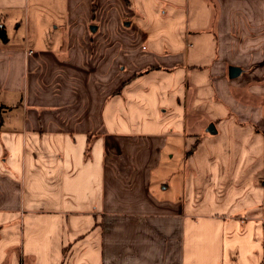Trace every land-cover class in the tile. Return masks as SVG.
I'll use <instances>...</instances> for the list:
<instances>
[{"label":"crops","instance_id":"1","mask_svg":"<svg viewBox=\"0 0 264 264\" xmlns=\"http://www.w3.org/2000/svg\"><path fill=\"white\" fill-rule=\"evenodd\" d=\"M0 25V264H264V0H0Z\"/></svg>","mask_w":264,"mask_h":264},{"label":"water","instance_id":"2","mask_svg":"<svg viewBox=\"0 0 264 264\" xmlns=\"http://www.w3.org/2000/svg\"><path fill=\"white\" fill-rule=\"evenodd\" d=\"M238 71H239V69L237 67H235V66L228 67V77L236 76ZM206 131L209 132V133H214V127H213V125L211 123L207 126Z\"/></svg>","mask_w":264,"mask_h":264},{"label":"trees","instance_id":"3","mask_svg":"<svg viewBox=\"0 0 264 264\" xmlns=\"http://www.w3.org/2000/svg\"><path fill=\"white\" fill-rule=\"evenodd\" d=\"M0 39L3 41L6 40V32H5V29L2 25H0Z\"/></svg>","mask_w":264,"mask_h":264},{"label":"rangeland","instance_id":"4","mask_svg":"<svg viewBox=\"0 0 264 264\" xmlns=\"http://www.w3.org/2000/svg\"><path fill=\"white\" fill-rule=\"evenodd\" d=\"M262 189H263V195H262V208H263V216H264V173L262 178Z\"/></svg>","mask_w":264,"mask_h":264}]
</instances>
